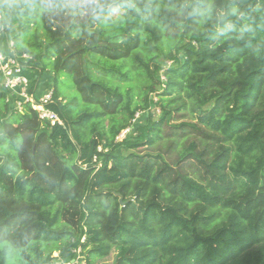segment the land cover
Listing matches in <instances>:
<instances>
[{
	"label": "trees",
	"instance_id": "obj_1",
	"mask_svg": "<svg viewBox=\"0 0 264 264\" xmlns=\"http://www.w3.org/2000/svg\"><path fill=\"white\" fill-rule=\"evenodd\" d=\"M22 5L0 0V39L31 54L36 80L68 74L83 109L53 90L66 128L41 127L0 91V264H78V250L84 264H264V0ZM33 19L44 41L25 44ZM134 73L132 104L114 81ZM42 244L58 258L40 261Z\"/></svg>",
	"mask_w": 264,
	"mask_h": 264
},
{
	"label": "built area",
	"instance_id": "obj_2",
	"mask_svg": "<svg viewBox=\"0 0 264 264\" xmlns=\"http://www.w3.org/2000/svg\"><path fill=\"white\" fill-rule=\"evenodd\" d=\"M2 18L3 14H1L0 9V23ZM4 30L5 27L0 24V38L1 34L5 33ZM5 40V45L10 53L4 54L1 51L4 40L0 39V91L6 93V104L11 106L12 111L20 113L23 112L24 108H29L36 113L41 127L65 129L64 120L51 109V106L55 105L53 102V88H44L39 91L38 80H36L35 71L31 66L32 57L27 53L15 52L12 40L9 38ZM130 132V127L125 128L116 137L115 142H121ZM76 254L79 257V250L76 251ZM64 264H76V262L73 260Z\"/></svg>",
	"mask_w": 264,
	"mask_h": 264
},
{
	"label": "rangeland",
	"instance_id": "obj_3",
	"mask_svg": "<svg viewBox=\"0 0 264 264\" xmlns=\"http://www.w3.org/2000/svg\"><path fill=\"white\" fill-rule=\"evenodd\" d=\"M4 2L6 3V5L8 6L9 10H15L19 7V5L23 2L24 5L22 6H26L29 2V0H4ZM24 7L21 8V10H24ZM1 14H3V11L1 10ZM17 26L18 24H12L11 25V35L12 36H16L17 34ZM25 44H30L31 42H43L44 41V33L41 29L40 24L38 23V21L36 19H33L29 25V29L27 31V33L24 35L23 37ZM5 45V44H3ZM16 52L17 48H14ZM168 51L167 47H164V54H166V52ZM31 55V54H30ZM162 57V56H161ZM161 64L165 65V67L172 65V62H166V61H162L160 60ZM43 68V66L41 67ZM94 76L100 79H103L101 76L97 75L95 72H93ZM38 89L39 91H41V89L44 88H53V90H56V93L59 94L60 96V100L62 101H70L71 103L75 102L78 98L79 95L77 93V91L75 90V88L73 87L72 84V80L71 77L66 74H60L58 77H55L52 73H50L47 70H44L40 72H38ZM159 78L162 79L161 77V73L159 74ZM148 83L151 85V87H154V84H152V81L148 80ZM115 85H118L120 90L123 92V94L126 96V93H128L131 97V103L135 104V103H139L141 102V98L138 95V89L142 88L144 85V77L143 76H137L135 75V73L132 75L131 77V81L129 82H125V81H114ZM74 99H76L74 101ZM149 99L153 100V102H155L157 100V98L154 97L153 94H149ZM77 107L75 105V103H73V105H69V108L75 113V111H78L79 109H83V105L77 101ZM151 111H153L152 113V117L154 119H158L159 117V111L157 108H151ZM182 114V115H181ZM179 116V120H177L178 122H184V123H188V122H194L192 121L191 117L189 115H187L184 112H179L178 113ZM121 117V115H118L117 118L119 119ZM145 113H143V116H139L138 119H135V123L134 124H142L145 122ZM104 127L106 126V128L109 127L110 123L109 120L106 119L104 120L103 123ZM169 146V142H164L162 141L157 147L152 148L150 151L151 152H165L166 148ZM123 153H125V148L121 147L119 149L116 150V154L117 155H122ZM175 156V154L173 153V157ZM55 246L53 244H48V245H44L42 244V250H43V254L40 257V261L45 260V258L47 257V255L49 254V252L51 251V258H58V252L54 251L55 250ZM79 263L78 264H84L83 262V255H81L79 253ZM112 261V256H110L109 258L105 259L104 262L102 264H110ZM58 262H53V264H57Z\"/></svg>",
	"mask_w": 264,
	"mask_h": 264
},
{
	"label": "water",
	"instance_id": "obj_4",
	"mask_svg": "<svg viewBox=\"0 0 264 264\" xmlns=\"http://www.w3.org/2000/svg\"><path fill=\"white\" fill-rule=\"evenodd\" d=\"M119 203H121V200H119Z\"/></svg>",
	"mask_w": 264,
	"mask_h": 264
}]
</instances>
